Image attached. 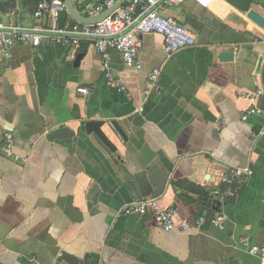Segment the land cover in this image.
<instances>
[{
    "label": "crops",
    "instance_id": "obj_1",
    "mask_svg": "<svg viewBox=\"0 0 264 264\" xmlns=\"http://www.w3.org/2000/svg\"><path fill=\"white\" fill-rule=\"evenodd\" d=\"M38 1L0 0V19L36 23ZM160 13L197 44L167 55L160 34H144L133 65L114 51L126 92L107 84L91 39L0 45V264L264 263L250 251L264 246V116L242 118L264 111V0ZM64 129L73 135L50 138ZM140 199L191 226L126 212Z\"/></svg>",
    "mask_w": 264,
    "mask_h": 264
},
{
    "label": "built area",
    "instance_id": "obj_2",
    "mask_svg": "<svg viewBox=\"0 0 264 264\" xmlns=\"http://www.w3.org/2000/svg\"><path fill=\"white\" fill-rule=\"evenodd\" d=\"M72 1L82 15L94 17L115 7L120 0ZM184 1L186 0H128L122 6L113 9L103 19L86 23L72 17L63 0H39L35 10L39 19L36 23L21 25L14 21L0 19V45L11 47L15 44H29L36 47L40 45L43 36H49L52 42H60L64 45H72L81 38L91 39L101 56L107 84L126 92L127 86L124 80L116 76L113 71L114 51L119 53L128 65H133L142 44L141 36L144 34H160L164 39V51L167 55H174L179 50L197 44L196 35L190 29L178 20L160 13L161 9L182 4ZM193 1L209 7L214 0ZM65 14H68L69 18L64 24H60V19ZM44 17H47V23L43 22ZM153 72L158 73L157 70ZM78 92L85 96L88 94V89L78 88ZM259 92L258 89L254 93H247L246 97L254 101ZM252 114L264 116V111L252 107L242 116L243 120H247ZM236 176L237 173L231 170L224 180ZM126 212L141 214L152 212L165 231H171L174 228L187 229L191 226L186 219L176 222V210L160 209L155 199L133 200L127 205ZM226 220L225 215H218L214 223L217 227H225ZM202 223L201 217L196 221V226ZM250 251L260 254L264 259V246H255Z\"/></svg>",
    "mask_w": 264,
    "mask_h": 264
},
{
    "label": "water",
    "instance_id": "obj_3",
    "mask_svg": "<svg viewBox=\"0 0 264 264\" xmlns=\"http://www.w3.org/2000/svg\"><path fill=\"white\" fill-rule=\"evenodd\" d=\"M67 10L69 12V14L76 18L79 21L82 22H86V23H91V22H96L99 21L101 19H103L105 16H107L113 9L122 6L123 4H125L128 0H120L117 5L113 8H109L106 11L100 13L97 16L94 17H87L82 15L78 9L76 8L75 4L73 3L72 0H63ZM79 57H81V55H79ZM102 125V123H98V122H89L87 125V129L89 131L93 130L94 132L97 133V135L104 141V143H106L108 146H110L111 148H113L114 146L111 144V142L107 139L106 135L100 130V126ZM114 125H116V127L119 129V131L122 133V130L120 129L119 125L115 122ZM73 135V131H71L70 129H64L63 131H58V132H53L50 135V138H62V137H70ZM65 258L70 259V260H74L72 257H70V255H65Z\"/></svg>",
    "mask_w": 264,
    "mask_h": 264
}]
</instances>
